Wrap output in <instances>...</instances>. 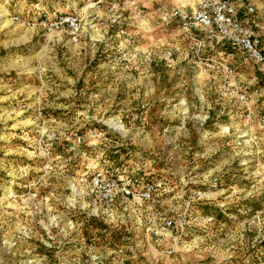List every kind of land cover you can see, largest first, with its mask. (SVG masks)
Masks as SVG:
<instances>
[{
	"label": "rangeland",
	"instance_id": "1",
	"mask_svg": "<svg viewBox=\"0 0 264 264\" xmlns=\"http://www.w3.org/2000/svg\"><path fill=\"white\" fill-rule=\"evenodd\" d=\"M92 1L0 0V264H264V71L163 22L203 0H105L94 25ZM229 1L264 49V0ZM54 12L77 38L39 25ZM105 160L151 200L102 208Z\"/></svg>",
	"mask_w": 264,
	"mask_h": 264
},
{
	"label": "built area",
	"instance_id": "2",
	"mask_svg": "<svg viewBox=\"0 0 264 264\" xmlns=\"http://www.w3.org/2000/svg\"><path fill=\"white\" fill-rule=\"evenodd\" d=\"M68 2L70 0H58ZM105 0L89 2L86 10L90 14L91 23L98 21L97 10ZM255 8L252 4L238 7L229 0H203L191 11L174 10L163 18V22L169 25L176 21L179 29L187 38L195 41L200 34H208L215 45L227 46L234 52L245 57L253 65L264 71V49L262 38L253 29H259L254 17ZM39 25L51 31L59 32L71 39L77 38L83 27V19L77 13H52L51 17H43ZM200 66L211 67L210 59L200 60ZM225 73L230 77L232 70L224 67ZM80 144V138H76L72 148ZM113 164L109 160L101 163L99 171L94 172L89 179V187L95 195L98 204L105 210H110L116 203L124 204L136 196L138 201L151 200L153 188L146 185L136 195L132 194L130 186L116 177ZM159 229L167 230L171 222L166 218L159 219Z\"/></svg>",
	"mask_w": 264,
	"mask_h": 264
},
{
	"label": "trees",
	"instance_id": "3",
	"mask_svg": "<svg viewBox=\"0 0 264 264\" xmlns=\"http://www.w3.org/2000/svg\"><path fill=\"white\" fill-rule=\"evenodd\" d=\"M97 221V220H96ZM86 227H88V228H91V229H94V230H96V231H98L99 233V235L100 236H102L101 234H104L105 235V232L106 231H108V230H106V228L101 224V223H99V222H95V223H93V221L92 222H89V224H86ZM105 231L104 233H100V231ZM106 233H108L110 236L112 235V236H115L112 232H110V231H108V232H106ZM106 236V235H105Z\"/></svg>",
	"mask_w": 264,
	"mask_h": 264
},
{
	"label": "bare ground",
	"instance_id": "4",
	"mask_svg": "<svg viewBox=\"0 0 264 264\" xmlns=\"http://www.w3.org/2000/svg\"><path fill=\"white\" fill-rule=\"evenodd\" d=\"M184 4V3H183ZM182 4V5H183ZM5 11L3 9H0V20H3L2 22H6L4 21L6 15H5ZM107 125L111 126L112 128H114L115 130H120L119 126H116V124H113L112 122H107ZM9 245V244H8Z\"/></svg>",
	"mask_w": 264,
	"mask_h": 264
}]
</instances>
